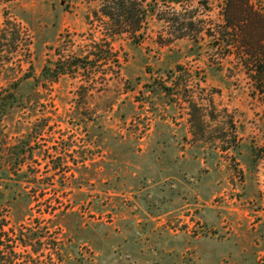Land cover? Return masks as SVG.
Segmentation results:
<instances>
[{
  "label": "rangeland",
  "instance_id": "374dc122",
  "mask_svg": "<svg viewBox=\"0 0 264 264\" xmlns=\"http://www.w3.org/2000/svg\"><path fill=\"white\" fill-rule=\"evenodd\" d=\"M103 1L0 0L6 263L264 264V102L205 33L220 0H137L133 37Z\"/></svg>",
  "mask_w": 264,
  "mask_h": 264
},
{
  "label": "trees",
  "instance_id": "16d2710c",
  "mask_svg": "<svg viewBox=\"0 0 264 264\" xmlns=\"http://www.w3.org/2000/svg\"><path fill=\"white\" fill-rule=\"evenodd\" d=\"M200 4L205 12L212 9L210 0H200ZM102 5L103 15L109 18L107 32L111 37L125 32L133 37L141 28L140 21L147 13L137 0H104ZM218 6V19L212 20L205 33L215 44L214 49L218 53L234 57L235 67H241L250 77L252 94L264 102V0H220ZM202 22L207 21L202 19ZM200 32V29L197 30V43L203 38ZM81 62L80 59L76 60L73 65L78 66ZM46 70L47 76L54 78L65 73L58 66ZM15 85L11 91H0V123L17 102L18 88ZM3 221L0 220V264H7V244L2 238L5 235L2 234L5 226Z\"/></svg>",
  "mask_w": 264,
  "mask_h": 264
}]
</instances>
